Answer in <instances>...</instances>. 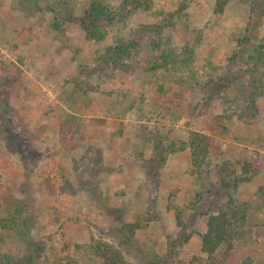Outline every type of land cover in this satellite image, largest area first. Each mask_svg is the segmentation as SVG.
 <instances>
[{"label":"rangeland","instance_id":"1","mask_svg":"<svg viewBox=\"0 0 264 264\" xmlns=\"http://www.w3.org/2000/svg\"><path fill=\"white\" fill-rule=\"evenodd\" d=\"M19 1L0 0V104L8 108L0 126L15 135L0 137V197L12 191L26 199L33 241L18 238L1 252L19 257L26 247L34 251L33 244L42 250L36 264H104L91 248L129 244L123 225L136 224L134 248H121V263L208 264L199 234L214 211L200 217L185 211L184 230L174 214L196 193L205 196L208 182L215 184L214 163L222 160L237 176L250 166L248 180L220 199L230 196L249 213L243 238L223 244L215 264H264V67L254 74L231 59L253 21L249 43L264 39L261 1L227 0L217 14L215 0H151L148 11L138 9L109 28L103 45L143 26L171 23L138 39L141 64L163 50L179 56L192 50L185 70L178 57L173 82L160 81L162 94H142L144 74L105 70L78 77L81 67H94L99 48L85 38L79 19L93 1L115 11L123 0H70L71 18L56 27L49 12L54 0L30 13ZM258 78L263 93L253 107L242 97L248 99ZM79 84L91 89L81 95ZM190 132L209 138L208 163L200 168L188 149H179ZM216 189L210 201L217 200Z\"/></svg>","mask_w":264,"mask_h":264},{"label":"trees","instance_id":"2","mask_svg":"<svg viewBox=\"0 0 264 264\" xmlns=\"http://www.w3.org/2000/svg\"><path fill=\"white\" fill-rule=\"evenodd\" d=\"M42 0H21L19 1L20 9L25 13H30L33 11L32 7H38L39 3ZM44 1V0H43ZM70 0H54L52 2V7H49V12L53 14V27L58 25L59 19L69 21L70 14L68 9L65 7L66 3ZM261 1L260 14L264 17V0ZM227 0H215L214 12L221 14L224 7L226 6ZM30 5V8H27V5ZM151 0H123L122 6L118 10L111 11L110 8L104 6L99 1H93L88 9L85 11L84 15L79 19V25L85 33V38L88 41H94L98 45V49L95 50V55L93 57L94 67L90 70L88 67H81L79 70L78 77L87 75V77L98 76L100 77L105 70L113 72L114 70H121L124 72H131L136 75L137 78H140L141 75L147 76L148 79L143 83L144 90H140L142 94L157 92L163 93V86L160 84V81L170 80L173 82V76L176 73V62L180 60V66L183 70L186 69L188 60H193V54L191 49L183 48L181 51V56L177 55L174 51L163 50L160 51L156 57L153 59L145 60L142 64L138 59V54L140 53L139 38L144 34H155L159 35L161 29H165L171 25L170 22L163 20L161 24L153 26H143L139 32L131 34L128 38H112L109 44L103 45L108 29L115 25L116 22H122L130 14L141 9L143 12H146L150 9ZM256 22H252L244 30V34L240 39L237 40L238 51H235L231 56V59L236 57L241 61L245 66L248 72H254L257 69V66L264 67V39H262L257 45L249 43V31L255 30ZM150 44V49H153V45ZM159 45L157 44L156 47ZM182 57V58H181ZM188 62V64H187ZM187 64V65H186ZM231 65V64H230ZM254 69V70H253ZM101 74V75H100ZM254 74H256L254 72ZM106 75V74H104ZM255 77H258L254 75ZM108 77V76H107ZM256 79L255 87L253 91L245 94L248 99L242 97L243 101H250L253 107L257 98H259L263 92H261L260 85L262 86V81ZM209 83L213 84V81ZM173 84H176L174 81ZM78 86V85H77ZM79 90L81 95H85L91 88L83 87L79 84ZM260 87V88H259ZM92 91V90H91ZM83 92V93H82ZM143 97V96H142ZM143 100V99H141ZM5 105V104H4ZM6 106L0 104V125H2L1 115L7 110ZM4 123V122H3ZM100 123V122H98ZM10 127L5 130L4 125L0 126V137L10 138L14 135ZM225 132V128H222L221 133ZM10 135H9V134ZM15 137V135L13 136ZM6 138V139H7ZM20 140V138H16ZM157 146V145H156ZM209 138L203 134L197 132H190L188 136L181 142V150L188 149L190 151L191 163L196 168H200L202 165H206L209 159ZM158 150V147H156ZM173 152V146L169 150ZM82 162V161H81ZM93 163L97 164V158L92 160ZM222 160H219L214 163L215 168L213 169V177L215 178V184L208 182V189L205 190V196L203 194H195V197L190 202L186 203L184 211H175L174 218L176 226L179 229H185V219L183 217L185 211L193 210L195 211L196 216L207 215L211 210L214 211L212 215H208L206 220V231L202 234H199L200 238V252L207 256L208 264H215V256L219 248L223 244H230V241L240 240L243 238L244 228L248 226L247 216L248 209L247 205L244 204L243 207H240L232 197L229 198L225 203L221 202V198L225 196V190L237 187L239 183H243L248 180L246 177L247 173L250 170V166L246 165L241 166V175L237 176L233 170L223 167L226 162L221 163ZM150 164H155V160H150ZM141 168H146L145 165H141ZM102 171L101 168H98V171ZM216 189V198L215 201H210L211 188ZM220 189V191H218ZM224 188V190H223ZM262 191V190H261ZM264 196V192L262 193ZM205 197L207 202L205 203ZM206 206V210L202 208ZM29 211V207L26 203V199H19L14 196L12 191L6 192L3 196L0 197V264H36L37 260L40 258L39 252H41L40 246H34V251L31 248H25L24 254L16 257L8 253H2V249L6 244L15 241L20 238V240L26 244H29L33 239L32 236V227L29 225V218L26 214ZM194 215V214H193ZM190 218V216L188 217ZM187 218V219H188ZM194 219V216H193ZM137 229L140 227L136 224H124L123 230L127 232L129 237V244H124V241L121 244V247L118 246L116 249L112 244H106L99 242L96 246L92 247L91 250L94 255L101 260L104 264H123L122 255L120 253L121 248H134L130 238L134 237ZM124 236V239L127 237ZM183 242L188 239V236H182ZM98 243V242H97ZM131 243V244H130ZM173 244V242H171ZM37 245V244H36ZM175 247V245H173ZM89 253V252H88ZM146 259V258H145ZM147 264H158L156 261L150 260L146 262ZM248 264V263H243Z\"/></svg>","mask_w":264,"mask_h":264}]
</instances>
